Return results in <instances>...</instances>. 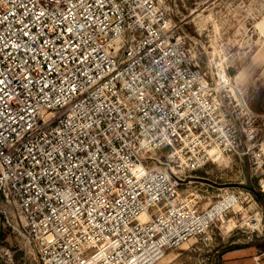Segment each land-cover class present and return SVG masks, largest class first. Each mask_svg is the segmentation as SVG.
Wrapping results in <instances>:
<instances>
[{
	"label": "built area",
	"instance_id": "obj_1",
	"mask_svg": "<svg viewBox=\"0 0 264 264\" xmlns=\"http://www.w3.org/2000/svg\"><path fill=\"white\" fill-rule=\"evenodd\" d=\"M177 31L165 0H0V217L38 264H156L202 237L251 196L180 198L214 152L264 194V116Z\"/></svg>",
	"mask_w": 264,
	"mask_h": 264
},
{
	"label": "rangeland",
	"instance_id": "obj_2",
	"mask_svg": "<svg viewBox=\"0 0 264 264\" xmlns=\"http://www.w3.org/2000/svg\"><path fill=\"white\" fill-rule=\"evenodd\" d=\"M165 5L178 27L176 36L184 44L188 61L210 80L227 77L251 111L264 116V0H165ZM253 168L249 157L224 156L203 170L186 173L179 185L180 198L196 202L200 211L211 210L226 193L239 192L242 181L251 196L243 192L238 196L241 203L216 215L209 232L168 251L156 264H242L245 256L260 252L264 194ZM3 249L10 251L11 261L2 257ZM232 257L238 261H229ZM0 264H38L21 250L1 217Z\"/></svg>",
	"mask_w": 264,
	"mask_h": 264
},
{
	"label": "crops",
	"instance_id": "obj_3",
	"mask_svg": "<svg viewBox=\"0 0 264 264\" xmlns=\"http://www.w3.org/2000/svg\"><path fill=\"white\" fill-rule=\"evenodd\" d=\"M246 250H248V248L245 249V251ZM228 255H230V254H228ZM237 259L238 258H236V257H232L229 259V261L237 262L238 261ZM263 259H264V253L258 252V253H254V254L245 256L244 257L245 262H242V264H245L246 262L250 263V264H262ZM233 264H236V263H233Z\"/></svg>",
	"mask_w": 264,
	"mask_h": 264
},
{
	"label": "bare ground",
	"instance_id": "obj_4",
	"mask_svg": "<svg viewBox=\"0 0 264 264\" xmlns=\"http://www.w3.org/2000/svg\"><path fill=\"white\" fill-rule=\"evenodd\" d=\"M223 78H224V81H227V80H228L227 77H225V76H224ZM213 154L215 155V159H216L215 162H218V160H219L221 157H218L219 155L217 154V152H214ZM224 208H225L224 206H221V205H220V207L217 209L218 211H217L216 215L218 214V212L220 213L221 210H223ZM214 216H215V214H214ZM255 222H256V221L254 220V221L252 222V224L255 225Z\"/></svg>",
	"mask_w": 264,
	"mask_h": 264
},
{
	"label": "trees",
	"instance_id": "obj_5",
	"mask_svg": "<svg viewBox=\"0 0 264 264\" xmlns=\"http://www.w3.org/2000/svg\"><path fill=\"white\" fill-rule=\"evenodd\" d=\"M255 197H256V199H257L258 201L261 200V196H259V195H255ZM257 249H258L261 253H264V244L258 246Z\"/></svg>",
	"mask_w": 264,
	"mask_h": 264
}]
</instances>
